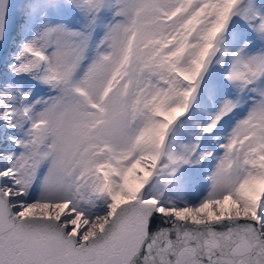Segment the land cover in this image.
Masks as SVG:
<instances>
[{
  "label": "snow or ice",
  "instance_id": "6c2138e0",
  "mask_svg": "<svg viewBox=\"0 0 264 264\" xmlns=\"http://www.w3.org/2000/svg\"><path fill=\"white\" fill-rule=\"evenodd\" d=\"M0 264H264V0H0Z\"/></svg>",
  "mask_w": 264,
  "mask_h": 264
}]
</instances>
